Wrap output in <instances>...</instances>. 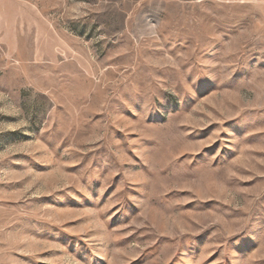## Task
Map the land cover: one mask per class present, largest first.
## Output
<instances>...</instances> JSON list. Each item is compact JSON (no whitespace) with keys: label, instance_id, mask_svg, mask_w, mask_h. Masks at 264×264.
<instances>
[{"label":"rangeland","instance_id":"1","mask_svg":"<svg viewBox=\"0 0 264 264\" xmlns=\"http://www.w3.org/2000/svg\"><path fill=\"white\" fill-rule=\"evenodd\" d=\"M0 264H264V0H0Z\"/></svg>","mask_w":264,"mask_h":264}]
</instances>
